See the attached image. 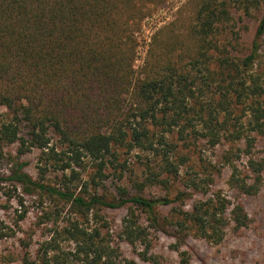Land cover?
I'll use <instances>...</instances> for the list:
<instances>
[{"label": "trees", "instance_id": "1", "mask_svg": "<svg viewBox=\"0 0 264 264\" xmlns=\"http://www.w3.org/2000/svg\"><path fill=\"white\" fill-rule=\"evenodd\" d=\"M166 2L0 0V154L10 156L0 186L23 208L17 225L29 213L44 225L35 251L34 234L18 238L20 264H138L121 242L163 264L151 233L172 237L184 256L191 238L219 245L250 225L242 196L264 188L256 150L264 143V0H190L152 36L137 67L144 20ZM235 10H262L242 56L234 53ZM198 146L213 156L200 155L203 176L186 175ZM34 150L36 177L25 159ZM133 152L143 154L145 176L124 184ZM87 161L96 172L84 180ZM225 169L231 191H211ZM111 174L114 194H99ZM176 181L174 197L143 193ZM195 193L201 198L188 203ZM103 209L126 210L118 233Z\"/></svg>", "mask_w": 264, "mask_h": 264}, {"label": "rangeland", "instance_id": "2", "mask_svg": "<svg viewBox=\"0 0 264 264\" xmlns=\"http://www.w3.org/2000/svg\"><path fill=\"white\" fill-rule=\"evenodd\" d=\"M189 1L190 0H167L165 4L157 7L148 17L145 18L143 23L144 26L139 34L140 47L136 62L137 67H141L144 64L152 36L164 25H167L175 20L181 8L186 5H190ZM261 15L262 10H254L250 15H245L239 10L234 11V16L237 20L235 30H237V32L241 35V43L236 44V41H233V45L235 46L234 53L236 55L242 56L248 52ZM15 148L16 146H12L11 148H8L6 152H14ZM256 150L257 152L264 154V143L259 144ZM200 151L201 148L198 146V148L190 154V164L184 168L183 173L186 172V175H189L199 172L201 176L204 175L199 157L202 153H204L205 156H207V160H210L213 153L209 151ZM141 154L142 153L137 152L132 153L131 157L133 159V163L129 164L131 168L126 172L123 182L124 184H129V180H136L137 178H141L142 180L145 176V167L139 162L141 159H145L142 156L143 154ZM38 155L39 150H34L32 153L25 156V159L32 162L28 170L35 177L37 176L35 163ZM139 156L142 157L139 158ZM9 162L10 156L8 154H0V172L7 171L10 166ZM81 171L84 180H86L90 176L94 175L96 172V165L92 161H87L81 168ZM111 171L112 169H107L106 173H111ZM187 172L189 174H187ZM229 174V169H225L224 175L219 177L216 180V184L210 188L211 191L215 189H222L226 192H230L231 189L228 187L226 182ZM118 182L119 181H117V179L111 174L109 180L104 183V186L99 187L97 192L102 195L109 194V196H111V194H114V190ZM95 188L96 187L94 185H91L92 192L96 190ZM180 188H182V185L179 181H176L170 184V188L168 189L163 186H148L143 193L147 196H164L170 194L171 197H174L177 190ZM131 190L134 192V189ZM3 191H5V188L0 186V220L3 221L2 224H0V232H4L9 236L4 239H0V264H20V245L18 238L25 236L23 231L27 232V234H34L33 250L35 251L36 248H38L40 240L43 238V230L41 228H43L44 225L38 227L36 223H34L37 221V218L34 217L32 213H29L26 220L17 225L15 223L16 219L23 211V208L18 206L13 201L11 203L7 202V197L2 194ZM201 196V194L195 193L190 201L188 200L187 202L191 203L192 200L195 198H201ZM242 200L251 218L250 225L241 235H236L229 230L225 239L219 245H212L201 239H189L181 249L182 251H186L184 256L190 259L189 264H264V188L256 195L242 196ZM27 204H29L32 208L35 206V203H33L32 199L29 197L27 198ZM170 210V207L164 208V213L166 214L170 212ZM67 211L68 207H66V212ZM125 214V209H103L100 211V215L106 221H109V224L113 228L111 232H114V234L119 232L121 220ZM100 222L103 223V221ZM19 228L22 232H16L15 237H11L14 232L13 230H17ZM151 240L154 245L152 252L160 256V260L163 264H181L184 256L172 248V244L174 243L172 237L163 234H160L157 237L151 233ZM68 243L69 242H63L62 245L68 246L70 245ZM121 248L126 256L134 258L138 264H150L149 262L143 261L139 257L138 253L141 250L140 246L133 247L126 242H121Z\"/></svg>", "mask_w": 264, "mask_h": 264}]
</instances>
